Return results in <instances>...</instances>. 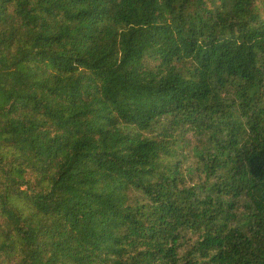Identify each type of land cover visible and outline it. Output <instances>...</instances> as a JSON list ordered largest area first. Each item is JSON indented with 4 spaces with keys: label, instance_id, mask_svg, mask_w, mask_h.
<instances>
[{
    "label": "trees",
    "instance_id": "trees-1",
    "mask_svg": "<svg viewBox=\"0 0 264 264\" xmlns=\"http://www.w3.org/2000/svg\"><path fill=\"white\" fill-rule=\"evenodd\" d=\"M0 264H264V0H0Z\"/></svg>",
    "mask_w": 264,
    "mask_h": 264
}]
</instances>
